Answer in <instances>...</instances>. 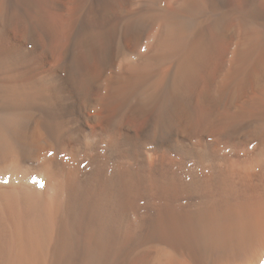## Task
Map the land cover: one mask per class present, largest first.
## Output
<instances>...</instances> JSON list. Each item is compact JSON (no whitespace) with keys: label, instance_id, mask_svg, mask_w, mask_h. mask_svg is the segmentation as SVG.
Masks as SVG:
<instances>
[{"label":"bare ground","instance_id":"6f19581e","mask_svg":"<svg viewBox=\"0 0 264 264\" xmlns=\"http://www.w3.org/2000/svg\"><path fill=\"white\" fill-rule=\"evenodd\" d=\"M0 264H264V0H0Z\"/></svg>","mask_w":264,"mask_h":264}]
</instances>
